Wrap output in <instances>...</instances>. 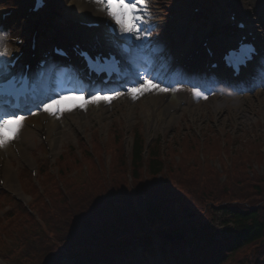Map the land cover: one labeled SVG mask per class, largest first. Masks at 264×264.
<instances>
[{
    "label": "rangeland",
    "instance_id": "rangeland-1",
    "mask_svg": "<svg viewBox=\"0 0 264 264\" xmlns=\"http://www.w3.org/2000/svg\"><path fill=\"white\" fill-rule=\"evenodd\" d=\"M237 2L240 5L241 3L244 4V12L251 22L254 21L255 18L253 17V14L258 10L255 1L237 0ZM70 4L74 5L75 3ZM148 19L149 17H146L147 22L141 25V28L146 33L145 38L135 40L138 41L139 45L150 50L151 47H153L152 42L155 41L156 37L151 35L153 31L152 27L148 24ZM256 27L257 25L255 28ZM150 81L152 84H159L161 87H164L157 81ZM137 87L138 85L135 86V88ZM168 89V93H161L155 88H152L150 84L148 85L147 91L143 93L137 91L135 104L128 102V99L132 97V95L128 97L126 94H122L117 99L108 100L110 102H105L103 99L97 103H88L89 99L86 97L70 100H67L66 98L63 99L62 110L64 111H61L63 116L60 114L55 116L51 115L54 122H51L50 124L51 129L62 124V129H60L59 132L60 135L57 134L55 137L50 138L51 143L55 144L59 135L56 144L58 147L52 148L51 151L54 156L61 155V160L57 163L59 164V167L63 169L61 178L73 175L76 170L83 172L80 167L88 165L91 167L89 171L91 180L93 181L99 177L108 176L112 179L115 188H120L121 186L119 185H122L130 190L135 188L137 183L139 184L140 182L145 181L151 183L149 185L151 186L154 184V180L149 176L147 169H142L140 177H134L132 168L130 167L132 137L143 136L144 133L145 136L149 138V143L150 139H152V144H154V139L159 134L165 135V142L163 144L166 149L172 147V142H175L174 146L178 145V141L182 142L178 146L185 149V156L187 157L183 158L182 155L179 156L175 153L167 159L164 162L166 170L161 177L171 180L177 184L178 188H180L178 186L180 182L184 183L186 184L184 186L185 190H199V192L196 191L198 194H200L201 190L208 188L201 185L194 178L196 175L191 168V166H193L191 159L194 161L198 159L196 162L203 160L200 158L202 148L200 146L199 152V146L196 144L197 142L193 144H188V141L183 142L185 138V140L189 139V136L192 135L190 131L193 129H197V131L203 130L204 132L207 128H213L217 137L232 146L226 149V152L235 162L237 159L244 162H246V159L249 161L252 159L257 160L254 158L258 157L257 152H255L257 146L241 148L238 146V142L244 138L250 137L247 133H252L256 136L255 139L258 137L261 139L259 133L263 134L261 129L264 131V89L239 96L223 98L221 94H215L213 97L209 96L201 99H195L196 97L194 98L193 94L184 92L180 89ZM169 95L172 99L169 98L170 103L168 104L166 98L169 97ZM167 109L172 111L173 115L168 114ZM43 117L44 114H41L38 115L37 118L28 121L27 124L23 123V127L19 134L11 143L4 147L6 150H9L8 163L6 164V168H4L6 181L11 182L8 183L7 190L12 194H18L20 197H23L27 201H25L26 203L30 201V198L24 196L18 180V170L19 166L27 169L28 167H34L33 165H36L35 161L40 158L37 149L38 145L41 143V139L37 130L40 128V121ZM65 117H67L66 121ZM57 120H61V122L55 123ZM161 130L163 132H161ZM147 131H149V134ZM53 134L54 132L52 131L51 135ZM262 138H264V136H262ZM192 140H194L193 136ZM13 143L15 144L13 145ZM159 144L156 145L159 146ZM218 151V146H213L209 149L210 155L216 153L215 156H217ZM21 152L23 154H21ZM251 152L253 153L251 154ZM258 154L262 157L264 153L258 152ZM182 158L187 160L186 165L178 164L179 159L182 161ZM206 158L208 157L206 156ZM145 159L148 160V156H146ZM67 160L72 162H67ZM226 160V157L221 154L219 161L213 163V166L215 169H219ZM56 165L41 173L44 176V179H42V175L40 176V179L35 181L33 179L37 185L41 183L42 191L54 183ZM64 165L66 167H64ZM231 169L234 170L231 161L227 160L225 169L220 173L221 182H226L229 179L226 177ZM48 171H50V173H48ZM246 173L248 176L255 173L264 176V166L254 167L250 170L247 169L244 174ZM26 179V185L32 183L28 175H26ZM204 181L206 185L211 184L207 177H204ZM102 183L105 184V186L110 184V182L105 179L102 180ZM63 188L70 189L63 184L60 187L62 194ZM91 195L93 197L98 195V193L95 192ZM43 196H41V198ZM92 197L86 198V200L89 201ZM86 200L83 201L87 202ZM125 202L126 204L123 206V209L126 211L124 212L128 214L130 213V215L132 214L134 216L133 212H136L137 210L135 195L131 194L130 198H127ZM78 204V207L74 204L73 208L72 205L67 203L70 214L68 213L64 219L68 223L62 221L63 219L60 220V215H55L56 212H53L51 217H47L46 214L42 212L43 214L36 215L34 218L31 217L29 220L21 222L17 226L18 230L15 232L11 229V232L5 235V242L0 244V264H43V262L49 260L50 258H47L49 254L55 252L57 247L62 246L63 237L70 231V229L68 231V225L71 227L72 222H74V217L88 211V209L83 210L86 204ZM198 204L203 207L202 203ZM43 206L44 204L41 203L40 207ZM170 206L172 205L168 203L166 207L170 208ZM32 207L33 205H31L30 208L32 209ZM202 207H200V209H202ZM34 208L36 207L34 206ZM144 211H146L145 216L149 218L151 212L148 209V206L145 207ZM117 212L119 213L118 210H115L112 213V219L108 221V224L113 226L116 224L119 228H122L124 226V224H122L124 214L122 212L120 218ZM184 215L186 218H189L190 216L187 213H183L180 215V219L183 218ZM206 216L209 217L207 218V221L211 219L213 225L215 224V230L217 232H222L225 226L228 227V224H225L226 222H224V218L221 220L219 215H213L210 212ZM136 217L140 222L143 220L142 217L137 214ZM24 219L25 218L20 214L18 221ZM46 220L55 222L56 226L59 228L55 227L54 229L50 225L51 223ZM39 221L44 223L41 224L42 222L39 223ZM77 228H79V224L77 225ZM79 230L81 231L82 228H79ZM31 237L33 238L32 241L30 239ZM22 239H25L28 243H33L35 246L30 252L27 248V253L24 254L29 257L28 263L21 262L24 260L23 255H20L19 261L15 259V249L13 248H17V243L19 244ZM65 246L68 247L66 244ZM44 247L51 248V250L43 251ZM185 252L188 254L192 251L187 248ZM9 257H12V261L8 260ZM76 258L77 256H75L73 260H76ZM172 260L173 259H169V262H172ZM68 261H70V259ZM128 261L129 259L122 260L119 258L116 264H129ZM65 264H74V262H66Z\"/></svg>",
    "mask_w": 264,
    "mask_h": 264
},
{
    "label": "trees",
    "instance_id": "trees-1",
    "mask_svg": "<svg viewBox=\"0 0 264 264\" xmlns=\"http://www.w3.org/2000/svg\"><path fill=\"white\" fill-rule=\"evenodd\" d=\"M247 135H250V137L240 140L238 142V146L241 148L247 146H257V150L255 152H257L258 157H254L257 160L252 159L251 161H249L248 159H246V162L238 159L236 160V162L233 160L232 165L234 170H229L227 175V179H229L223 184L219 183L220 176L218 172L211 168L209 165L206 166L204 171H201L199 166L196 165L195 168L197 172H194V174L196 175V177L194 178L201 185L208 188L201 190L200 194L197 193L199 192V190H185L184 186L186 184L184 183L180 182L178 184L180 188H178L177 184H175L171 180L161 177L164 174L166 167L161 161L162 156L160 155L158 145L150 150L148 162H144L142 153L143 144L142 140L138 138L135 142L136 151L134 153L133 161V176L140 177V172L142 171V169H147L149 176L154 180V184H152L150 187L149 185L151 183H148L146 181L142 184L139 183L137 186L142 189L150 187V194L154 196L153 201L155 206L152 205L151 202L148 204V209L150 210L152 215L147 220L146 218H143L144 222H140L136 220L132 215L130 216L126 212L122 211L125 215V217H123L124 219L122 218L124 220H122V224L128 226L132 221L137 225V230L132 229V232L130 233L129 230H131V227L128 226L126 227V231L124 232H129L131 235H135L136 233H139V231L149 232L151 230H156L152 229L150 226H154L155 223H159L155 216H157L158 219H161V213H170L178 217H180V215L183 213H187L190 215L189 219H191V217L193 216L198 219H202L206 218L205 216L209 212H213L215 214L223 215L228 219H231L230 221L234 225V227L231 230H228L227 234H225L227 235V237L225 238L226 242L224 243L225 246L223 251L227 253L226 255L224 254L223 256H221V258L218 257L219 261L217 264H264V176H260L257 173L251 174V176H248L247 173L244 174L247 169H252L254 162L257 163V165L263 167L264 156L262 155L261 157V155L258 154L259 148L262 147L260 142L261 139H255L256 136H254L252 133H247ZM259 136L261 137L262 134L259 133ZM215 143V145H219V141H216ZM211 144L212 142L209 141V145ZM252 153L253 152H251V154ZM225 163L226 162H224L222 165L223 169H225ZM204 176L209 179L211 183L210 185L205 184L203 178ZM107 186L102 183V185L95 184L90 189H71L70 191L73 200L77 201L76 207H78V203H84L86 205L83 210L88 209V211L75 216L74 222H72L71 227L68 225V229L75 228L76 224H79L80 228H84L85 231H89V233L85 232L87 233L85 235H89L93 239V241H89V246L86 252H90L89 248L91 249V251L98 249L95 253H92L91 257L93 258L101 255L105 257L107 251L113 250L115 248V245L106 244L107 242L103 240L108 236H111L113 234L118 235L120 233V228L116 224L115 226L108 224V221L112 216L109 212H114L115 210L119 211L121 210V208L119 205L116 207L114 201L105 194V190L101 189L103 187L107 188ZM92 190H98L96 192L98 193L96 197L99 200L97 204L92 199L89 201L86 200V198L92 197ZM166 191H168V193L174 192V194H171V196L169 195L168 198L165 196L161 197L160 200L162 204H160L157 197L163 195ZM83 200H86L87 202H84ZM196 201L198 203H202L203 207ZM168 203L172 205L169 210L161 209L163 205L167 206ZM200 207H202V209H200ZM69 212L70 210L66 211V214H68ZM63 213V208L60 207V214ZM119 213L117 212L118 216L121 218L122 214ZM133 214L136 215L135 213ZM79 216L83 217L82 221H80V223H76L77 217ZM163 217L164 223L167 216ZM183 218H186L185 215L183 216ZM175 224L178 223L170 222L169 225L174 226ZM53 226L59 228L54 224ZM142 226H145L146 229L144 228V230ZM205 226L206 228H208V223H206L203 227L205 228ZM155 228H159V226H156ZM180 231L183 230L179 228L174 230V232ZM189 231L197 234L201 232L194 227L189 228ZM71 238H74V240L76 241L75 234L69 233L63 237V241L65 242V244L71 246ZM114 238H111L110 240ZM83 241H85L84 238ZM121 243L123 244L125 243V241H121ZM84 247H86V245H84ZM99 248H103L105 252L96 255L97 252H99ZM50 250L51 249H48L47 251ZM70 250L72 251L73 247H70ZM86 252L85 250H83L80 255H84ZM51 254L52 253H50L49 255ZM213 259L214 258H212L211 260L213 261Z\"/></svg>",
    "mask_w": 264,
    "mask_h": 264
},
{
    "label": "snow or ice",
    "instance_id": "snow-or-ice-1",
    "mask_svg": "<svg viewBox=\"0 0 264 264\" xmlns=\"http://www.w3.org/2000/svg\"><path fill=\"white\" fill-rule=\"evenodd\" d=\"M98 7L99 11L103 12L112 22L113 31H119L122 35L132 36L135 39H144L146 33L141 28V25L147 22L146 17H150V12L147 4V0H92ZM7 50L5 49V52ZM3 55V53H0ZM239 61L236 65V71H239ZM151 84L152 88H155L158 92L168 93L169 89L161 87L159 84H152L150 80L145 79L144 82L138 85L137 88H129L128 93L132 95V98H136L137 91L143 93L148 90V85ZM122 93H116L121 95ZM196 95H200L199 92ZM65 97L59 99H51L50 102H42V111L49 115H58L61 111L53 108L60 104ZM100 97L92 95L88 103H97ZM105 102L108 101V97H104ZM70 110V109H66ZM26 117L17 112L5 111L3 116L0 117V148L6 147L13 139L19 134Z\"/></svg>",
    "mask_w": 264,
    "mask_h": 264
},
{
    "label": "bare ground",
    "instance_id": "bare-ground-1",
    "mask_svg": "<svg viewBox=\"0 0 264 264\" xmlns=\"http://www.w3.org/2000/svg\"><path fill=\"white\" fill-rule=\"evenodd\" d=\"M84 9L85 10H91V6H88V5H84ZM99 13V12H98ZM101 13V12H100ZM94 14L96 15V13L94 12ZM98 16V15H97ZM103 16V14L101 15ZM8 183H11V182H8Z\"/></svg>",
    "mask_w": 264,
    "mask_h": 264
}]
</instances>
